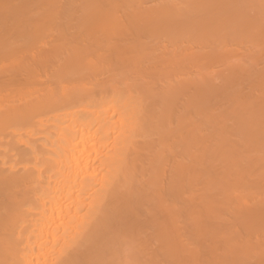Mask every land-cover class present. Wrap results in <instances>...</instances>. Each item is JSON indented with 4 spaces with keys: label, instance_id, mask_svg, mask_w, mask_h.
<instances>
[{
    "label": "bare ground",
    "instance_id": "1",
    "mask_svg": "<svg viewBox=\"0 0 264 264\" xmlns=\"http://www.w3.org/2000/svg\"><path fill=\"white\" fill-rule=\"evenodd\" d=\"M0 264H264V0H0Z\"/></svg>",
    "mask_w": 264,
    "mask_h": 264
}]
</instances>
